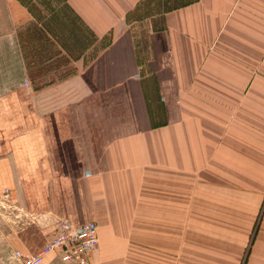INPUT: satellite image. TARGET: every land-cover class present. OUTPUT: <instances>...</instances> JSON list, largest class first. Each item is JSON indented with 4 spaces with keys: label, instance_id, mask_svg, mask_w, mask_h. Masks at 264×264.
<instances>
[{
    "label": "crops",
    "instance_id": "crops-1",
    "mask_svg": "<svg viewBox=\"0 0 264 264\" xmlns=\"http://www.w3.org/2000/svg\"><path fill=\"white\" fill-rule=\"evenodd\" d=\"M64 8L47 32L0 0V193L27 218L18 250L39 255L60 218L99 226L92 264H264V0ZM43 43L51 58L34 56Z\"/></svg>",
    "mask_w": 264,
    "mask_h": 264
},
{
    "label": "rangeland",
    "instance_id": "rangeland-1",
    "mask_svg": "<svg viewBox=\"0 0 264 264\" xmlns=\"http://www.w3.org/2000/svg\"><path fill=\"white\" fill-rule=\"evenodd\" d=\"M32 14L39 28L46 30L47 32L51 30V26H54V30L61 28L64 25V15L66 14V9L64 8V3L66 0H24ZM23 0L24 4H26ZM63 23V24H62ZM49 34H44L45 38L48 40ZM37 36L31 37L30 39L37 40ZM41 40L43 36L41 35ZM45 40V41H47ZM44 44V43H43ZM50 45H52L50 43ZM43 50L34 49V53L30 56L31 59L35 58L37 54L40 57L51 58V52L55 49L48 44H44ZM54 46V45H53ZM45 48H47L45 50ZM51 49V50H50ZM34 55V56H33ZM57 55V53L55 54ZM34 60V59H33ZM36 60V59H35ZM37 62V61H36ZM54 60L52 63H55ZM59 62H57L58 64ZM55 70H61V66L57 67ZM71 72V70L69 71ZM63 75V74H62ZM59 75L58 72L48 71L46 73L47 80L56 78ZM48 82V81H47ZM27 225V218L22 213L21 210L16 208L10 197H7L4 192L0 193V264H20L15 258V252L18 250V234Z\"/></svg>",
    "mask_w": 264,
    "mask_h": 264
},
{
    "label": "built area",
    "instance_id": "built-area-1",
    "mask_svg": "<svg viewBox=\"0 0 264 264\" xmlns=\"http://www.w3.org/2000/svg\"><path fill=\"white\" fill-rule=\"evenodd\" d=\"M7 197L11 193L6 190ZM55 234L37 256L26 255L23 251L15 252V258L21 264H43L46 256L53 253L60 255L67 264H92L91 257L99 246V226L88 222L82 226H74L67 220H55Z\"/></svg>",
    "mask_w": 264,
    "mask_h": 264
}]
</instances>
